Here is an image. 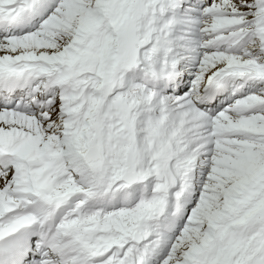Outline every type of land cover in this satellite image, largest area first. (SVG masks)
<instances>
[{
  "label": "snow or ice",
  "instance_id": "obj_1",
  "mask_svg": "<svg viewBox=\"0 0 264 264\" xmlns=\"http://www.w3.org/2000/svg\"><path fill=\"white\" fill-rule=\"evenodd\" d=\"M0 264H264V0H0Z\"/></svg>",
  "mask_w": 264,
  "mask_h": 264
}]
</instances>
